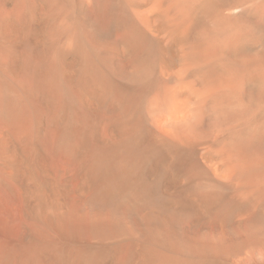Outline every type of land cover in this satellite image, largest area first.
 Segmentation results:
<instances>
[{"label": "bare ground", "instance_id": "obj_1", "mask_svg": "<svg viewBox=\"0 0 264 264\" xmlns=\"http://www.w3.org/2000/svg\"><path fill=\"white\" fill-rule=\"evenodd\" d=\"M0 264H264V0H0Z\"/></svg>", "mask_w": 264, "mask_h": 264}]
</instances>
